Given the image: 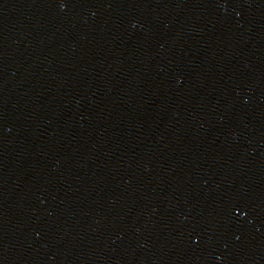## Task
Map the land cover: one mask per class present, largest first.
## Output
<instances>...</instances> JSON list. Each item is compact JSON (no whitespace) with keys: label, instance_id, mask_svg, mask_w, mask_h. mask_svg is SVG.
Masks as SVG:
<instances>
[{"label":"water","instance_id":"obj_1","mask_svg":"<svg viewBox=\"0 0 264 264\" xmlns=\"http://www.w3.org/2000/svg\"><path fill=\"white\" fill-rule=\"evenodd\" d=\"M0 264H264V0H0Z\"/></svg>","mask_w":264,"mask_h":264}]
</instances>
